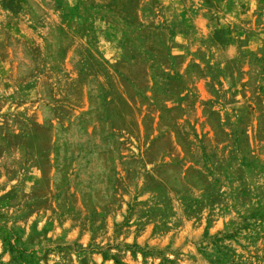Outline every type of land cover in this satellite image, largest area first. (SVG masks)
Listing matches in <instances>:
<instances>
[{"label":"rangeland","instance_id":"obj_1","mask_svg":"<svg viewBox=\"0 0 264 264\" xmlns=\"http://www.w3.org/2000/svg\"><path fill=\"white\" fill-rule=\"evenodd\" d=\"M0 264H264V0H0Z\"/></svg>","mask_w":264,"mask_h":264}]
</instances>
